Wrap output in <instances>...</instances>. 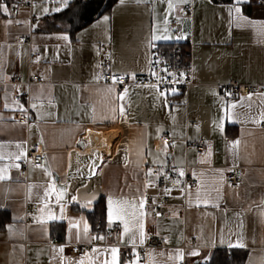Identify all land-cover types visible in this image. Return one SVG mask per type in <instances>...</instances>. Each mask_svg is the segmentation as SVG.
I'll return each instance as SVG.
<instances>
[{
    "label": "crops",
    "instance_id": "crops-1",
    "mask_svg": "<svg viewBox=\"0 0 264 264\" xmlns=\"http://www.w3.org/2000/svg\"><path fill=\"white\" fill-rule=\"evenodd\" d=\"M75 1L32 0L17 9L15 2H0L8 9L0 7V168L20 165L10 168L11 179L0 181V264H78L82 258L69 253L75 244L98 249L83 257L85 264L110 260L104 250L111 246L119 248V264H131L137 259H126L127 248L146 245L149 236L165 237L168 246L146 249L139 264H179L170 259L177 249L185 254L182 264H207L217 250L246 253L244 264H264V94L236 97L222 89L232 82L264 85V3L171 0L169 9V0H119L71 32L59 16ZM187 5L192 12L184 11ZM235 7L242 18L235 11L229 16ZM152 35L171 38L150 45ZM23 36L30 44L19 41ZM187 38L194 84L187 95L166 92L165 98L142 85L129 86L125 94L104 82L105 73L150 75L154 46L172 47ZM104 45L110 48L104 51ZM17 75L20 85L12 83ZM31 76L41 80L27 85ZM28 107L31 121L16 120ZM164 135L176 145L165 150ZM200 141L207 145L204 154L191 145ZM34 144L43 146L47 163L29 165L24 177L26 155L15 157ZM232 172L240 181L236 189L225 181ZM186 173L196 187L158 184L159 174ZM53 178L65 192L59 203L55 193L45 196ZM109 197L137 205L145 200L143 244L106 235L116 225L123 232L119 221L108 225ZM100 218L101 233L95 225ZM83 221L90 231L78 241L69 225L79 222L82 233ZM238 239L245 247H229Z\"/></svg>",
    "mask_w": 264,
    "mask_h": 264
},
{
    "label": "built area",
    "instance_id": "built-area-1",
    "mask_svg": "<svg viewBox=\"0 0 264 264\" xmlns=\"http://www.w3.org/2000/svg\"><path fill=\"white\" fill-rule=\"evenodd\" d=\"M51 3L57 2V0H49ZM264 3V0H261ZM26 5L30 7L32 5V0H15V8L19 5ZM185 12H192V6L187 5L184 8ZM20 42L30 44V38L27 36H23L19 38ZM192 39L187 38L184 42L180 45L172 46L165 48L159 44L155 45L152 52V67H151V74L148 76L143 77H136L131 78L129 76H119L112 73H105L104 74V82L107 84H114L113 77H121V81L116 83V85L121 91L128 89L131 85H142V86H154L157 84L156 77L162 75L161 69L167 67L168 71L171 73L176 74V78L173 79L169 77L168 81L160 84V89L164 90L168 93H172V90L175 89V92H181L185 95L188 94L190 89L193 87V80H192V66L189 60L191 50H192ZM110 48L108 45L102 46L104 51H107ZM34 57L38 56L37 52L33 53ZM108 63L105 62L104 66H107ZM153 73L156 75L154 76ZM180 74H183L181 76ZM41 79L39 76H31L28 81L26 82L27 85H31L34 82H39ZM12 83L15 85H20L22 83V78L20 76H14L12 79ZM222 89L225 91H229L232 96L240 97L246 96L250 93H258L261 92L264 94V85H255V84H238L236 82H232L228 85L222 86ZM17 100L21 99L20 95L16 96ZM32 119V114L30 112L29 107L27 108L26 114H17L16 120L20 122H27L29 123ZM162 141H167L171 146L176 145L177 141L172 140L169 136L164 135L162 137ZM191 145L197 150L198 154H204L207 151V145L205 142H194ZM47 159H46V151L44 150L43 146L40 144L30 145L27 148L26 159L24 163V167L21 170L22 176L26 177L28 174V166L33 165L34 167L41 168L46 166ZM159 181L158 184L161 188L170 187H178L183 186L185 190L188 188L196 187L198 181L196 179L191 178L187 173L183 178H179L173 174L168 175H160L158 176ZM228 186L231 188H238L240 185V181L236 175V173H230L226 176L225 179ZM166 202V201H165ZM154 210L158 214H163L165 211L162 208L154 207ZM32 213V208H28V215ZM102 222L100 221L99 224ZM98 232H104V229L101 225L97 227ZM113 234L116 238L121 236V229L119 226H114L113 230L105 231L106 235L109 236ZM167 239L165 237H156V236H149L147 244L144 246H140L139 248L128 247L126 252V259L133 260L137 259L142 260L144 258V252L146 249L150 248H165L167 247ZM95 245H81L75 244L69 246V253L71 256L76 258H83L85 257L88 252H90ZM138 251H135V250ZM136 253L137 255H134Z\"/></svg>",
    "mask_w": 264,
    "mask_h": 264
},
{
    "label": "snow or ice",
    "instance_id": "snow-or-ice-1",
    "mask_svg": "<svg viewBox=\"0 0 264 264\" xmlns=\"http://www.w3.org/2000/svg\"><path fill=\"white\" fill-rule=\"evenodd\" d=\"M239 2V0H237V3ZM121 3H123V0H121ZM0 7H3V11L5 13L8 12V9L6 6H2L0 5ZM169 9L173 8V4L171 3V0H169V4H168ZM57 11H59V9H57ZM233 11H235V13L237 14V19H240L242 17H240V13H241V9L239 7H235L233 8H229L228 9V14L231 17L233 14ZM45 12H47V9H45ZM105 20H107V17H105ZM250 23L255 24L256 22L254 21H250ZM63 39L67 40L68 37L64 36L62 37ZM171 37L164 35V36H157V35H152L149 41V44L151 45V41L154 40H159V39H170ZM179 39V37H178ZM162 75H159L156 77L157 79V84L155 85V87L157 88V91L159 93L160 96H165L166 98V91L161 90L160 89V84L164 83L166 81H168L169 77H172L173 79L176 78V74L171 73L168 71L167 67H164L161 69ZM153 75L155 76L156 74L153 73ZM181 76H183V74H180ZM135 76V74L133 73V77ZM121 77H113V83H119L121 81ZM109 91H114V89H109ZM125 94L127 93V89L124 90ZM173 94H175V89L172 90ZM230 95V93H229ZM251 97V93L249 94V98ZM120 98V97H118ZM5 107H7V105H5ZM33 108L36 107L35 104L32 105ZM222 107L224 108V112H225V116L229 115V106L228 105H222ZM236 105L233 104L231 105V108H235ZM21 111H23V109H21ZM119 113L120 115H125V110L123 107H120L119 109ZM262 119H264V116H262ZM239 144V141H234L233 142V147H236ZM170 145L168 144L167 141H164V149L166 150ZM174 146V145H172ZM19 147V145H18ZM26 153L25 152H21L20 155H17L15 157V160H19L21 158V156H25ZM4 156L0 155V160H3ZM203 162V161H202ZM16 167L17 169L20 167V165L18 163H16L15 165H8L7 167H2L0 168V181H4L6 179H11L10 177V168L11 167ZM152 174L151 170L148 171V173H146V176H150ZM51 175V174H49ZM180 176H183V170H180L179 172ZM148 185H145V188H147ZM166 191H171L166 190ZM183 191V189H182ZM55 193L56 195V201L57 203H59L64 195L65 192L63 190H57L55 187V178H53L51 185L49 186V188L46 190L45 196H49L50 194ZM190 195V193H189ZM200 196V191L199 189L197 190V197L199 198ZM73 200H76L77 198L75 196L72 197ZM206 203V202H205ZM88 204H91V201H88ZM144 204H145V200L141 199V201L139 202V205H137L135 202L133 201H129V200H113L111 197L108 198V205H107V222L109 227H111V225L115 222V221H119L122 225H123V232L121 234V242H125L124 238L127 237L128 238V242H130L133 246L136 245L137 243V239L139 240L140 244H143L146 236H145V231H144V223H143V217L146 215L145 212L141 211L144 208ZM88 205H85V207H87ZM61 211H63V206H61ZM55 215L51 214L49 215V219H55ZM83 232L81 233L80 231V223L79 222H70L69 225V231H71L72 228H76L77 229V240L79 241L80 239H82L83 237H87L89 234V226L87 224L86 221H83ZM9 231L11 232L12 229L11 227H9ZM91 239H104V237L102 236H95V237H91ZM229 247H245V245L238 239L235 244H230ZM60 251L63 252V247L60 248ZM93 252H97L98 249L93 248L92 249ZM105 255L107 257L108 254H110L111 259H107L105 258L103 261V264H119V248L115 247V246H111L107 249L104 250ZM134 255H137L136 253H133ZM191 255L196 256L199 255L198 252L193 251L191 253ZM184 252L182 250L177 249L176 253L174 256H170V259H173L174 261L179 262V264H182L183 260H184ZM78 264H85V260L82 258ZM131 264H139L138 258L137 260H134L131 262Z\"/></svg>",
    "mask_w": 264,
    "mask_h": 264
},
{
    "label": "trees",
    "instance_id": "trees-1",
    "mask_svg": "<svg viewBox=\"0 0 264 264\" xmlns=\"http://www.w3.org/2000/svg\"><path fill=\"white\" fill-rule=\"evenodd\" d=\"M119 0H77L59 19L60 23L72 32L92 23L96 18L109 11ZM216 3H233V0H213ZM7 4H13L15 0H0ZM60 24V25H61ZM60 29L61 26H56ZM162 46V45H161ZM168 48L166 46H163ZM102 222L99 224V222ZM103 219H97L95 225L103 226ZM246 253L238 251L217 250L207 264H244Z\"/></svg>",
    "mask_w": 264,
    "mask_h": 264
}]
</instances>
